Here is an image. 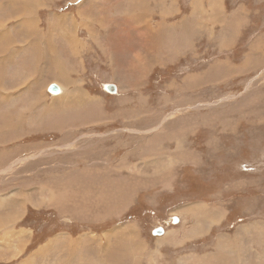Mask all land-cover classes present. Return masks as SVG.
<instances>
[{
	"label": "rangeland",
	"instance_id": "rangeland-1",
	"mask_svg": "<svg viewBox=\"0 0 264 264\" xmlns=\"http://www.w3.org/2000/svg\"><path fill=\"white\" fill-rule=\"evenodd\" d=\"M224 1L4 0L0 264H264V0Z\"/></svg>",
	"mask_w": 264,
	"mask_h": 264
},
{
	"label": "crops",
	"instance_id": "crops-1",
	"mask_svg": "<svg viewBox=\"0 0 264 264\" xmlns=\"http://www.w3.org/2000/svg\"><path fill=\"white\" fill-rule=\"evenodd\" d=\"M223 3H225V1L223 0ZM223 5H225L224 7H226V4H223ZM4 6V7H3ZM6 6H5V3H4V0H0V8H5ZM203 9L204 8H201L200 9V11H201V15H204V13H203ZM227 9V8H226ZM14 16V15H13ZM11 19V17H8V18H6L5 17V20L3 21L2 20V23H1V27L2 28H4L5 29V23L7 22V21H9ZM240 21V23L241 24H238V22ZM231 24L236 28V29H238V32H240L239 33V36H242V32H243V29H245V28H247V26L248 25H250L249 23H246V20H245V18L243 17V18H233V20L231 21ZM3 32H1V38H0V42H1V48L0 49H4V42H3V39L5 38V33H6V31L4 32V34H2ZM8 33H10V32H8ZM220 36L221 37H227V38H232V35H231V33H226V30H222V33L220 34ZM258 44H260V41H258ZM258 44H256V45H254L253 46V49H260V48H258ZM3 56H4V54L2 53L1 54V58H3ZM3 61H4V59H2ZM118 92V91H117ZM197 233V231H194V235Z\"/></svg>",
	"mask_w": 264,
	"mask_h": 264
},
{
	"label": "bare ground",
	"instance_id": "bare-ground-1",
	"mask_svg": "<svg viewBox=\"0 0 264 264\" xmlns=\"http://www.w3.org/2000/svg\"><path fill=\"white\" fill-rule=\"evenodd\" d=\"M25 2H26V1H25ZM32 5H33V4H32ZM3 7H4V6H3ZM0 9H1V8H0ZM26 18H27V17H26ZM24 19H25V18H24ZM57 20H58V19H57ZM60 20H61V19H60ZM21 21H22V20H21ZM23 22H25V21H23ZM58 22H59V21H58ZM25 24H26V23H25ZM4 25H5V24H4ZM29 25H30V24H29ZM52 25H53V24H52ZM53 26H54V25H53ZM53 26H52V27H53ZM68 26H69V24H68ZM68 26H67V28H68ZM22 28H23V27H22ZM29 28H30V27H29ZM55 28H57V27H55ZM25 30H26V28H25ZM66 30H67V29L63 27L62 31L67 33V35H64V34L62 33L63 36H65L64 41H68V42H69V41L71 40L72 43H75V39H77V37L75 36L76 34H74V33H75L76 31L72 34L71 32L66 31ZM5 31H6V30H5ZM29 31H30V30H29ZM29 31H28V32H29ZM33 31H34V30H33ZM2 32H3V31H2ZM24 32H25V31H24ZM14 33H15V32H14ZM2 34H3V33H2ZM11 34H12V32H11ZM27 34H28V33H27ZM13 35H14V34H13ZM13 35H11V36L13 37ZM15 35H16V34H15ZM28 35H29V34H28ZM77 41H78V40H77ZM3 42H5L4 39H3ZM5 44H6V43H5ZM5 44H4V46H5ZM1 45H2V44L0 43V47H1ZM6 46H7V45H6ZM7 47H8V46H7ZM73 48H74V47H73ZM17 49H18V48H17ZM0 51H1V52H7V51H2V49H1ZM73 51H74V49H73ZM8 52H9V51H8ZM8 52H7V53H8ZM7 56H8V55H7ZM46 56H47V55H46ZM55 84L59 87V91H58V92H61L62 89H63L62 86L59 85L58 83H55ZM251 84H252V83H251ZM250 86H251V85H250ZM250 86H249V87H250ZM20 91H21V90H20ZM17 92H18V91H17ZM6 93H7V92H6ZM59 94H60V93H59ZM61 94H62V92H61ZM234 96H235L234 94H231V96H228V99H229V98H232V97H234ZM19 97H20V96H19ZM224 98L227 99V96L224 97ZM225 99H224V100H225ZM15 100H16V99H15ZM13 101H14V100H13ZM168 103H169V102H168ZM53 105H54V104H53ZM9 106H10V105H9ZM2 121H3V120H2ZM0 122H1V121H0ZM155 127H156V126H155ZM16 131H17V130H16ZM16 131H15V132H16ZM151 131H152V130H151ZM11 133H12V132H11ZM3 134H4V133H3ZM67 145H68V144H67ZM20 161H21V160H20ZM186 164H187V163H186ZM13 167H14V166H13ZM13 167H12V168H13ZM166 173H167V172H166ZM166 178H167V177H166ZM163 179H164V177H163ZM59 181H60V180H59ZM108 182H109V181H108ZM48 186H49V185H48ZM110 186H111V185H110ZM52 188H53V187H52ZM59 188L63 189L62 184H61V187H59ZM66 189H67V188H65V190H64L65 192H67ZM68 189H69V188H68ZM64 191H62V192H64ZM65 194H67V193H65ZM7 195H8V194H7ZM9 196H10V195H9ZM58 196H59V195H58ZM10 197H11V196H10ZM54 197H55V196H54ZM8 198H9V197H8ZM8 198H3V199L1 200V202H0V207L4 206V205L7 203V201H9ZM63 198H64V196H63ZM63 198L61 199V202H64V199H63ZM67 207H68V204L66 205V204L64 203V205H61L59 208H63L64 211H65V209H66ZM59 208H57V209H59ZM63 209H60V210L63 212ZM68 209H69V208H68ZM66 211H68V210H66ZM19 217H20V216H19ZM4 224L6 225V222H4ZM8 225H9V223H8ZM11 231H12V230H11ZM21 231H23V230L21 229ZM12 232H13V231H12ZM19 233H21V232H19ZM19 233H18V235H19ZM26 234H27V233H26ZM15 235H16V233H15V234L13 233L12 236H15ZM23 235H24V234H23ZM21 236H22V235H21ZM9 243H10V242H9ZM12 246H13V245H12ZM3 248H4V247H3ZM30 258H31V257H30ZM30 261H31V260H30ZM30 263H32V262H30ZM30 263H29V264H30Z\"/></svg>",
	"mask_w": 264,
	"mask_h": 264
},
{
	"label": "water",
	"instance_id": "water-1",
	"mask_svg": "<svg viewBox=\"0 0 264 264\" xmlns=\"http://www.w3.org/2000/svg\"><path fill=\"white\" fill-rule=\"evenodd\" d=\"M105 88L108 91H110L111 93H117V91H118V86L116 84H114V83H108V84L106 83L105 84ZM58 91H59V87L55 83H53L52 85L49 86V92L50 93H56ZM178 220H179V217L174 215L173 222L176 223V221H178ZM153 232L155 234L157 233V235H161V234H163L165 232V229H164L163 226H159V227H156L153 230Z\"/></svg>",
	"mask_w": 264,
	"mask_h": 264
}]
</instances>
